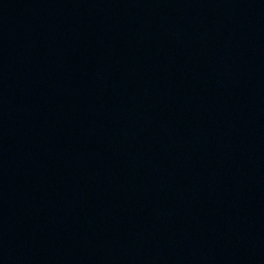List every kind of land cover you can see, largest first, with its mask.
<instances>
[{"label":"water","instance_id":"95a60500","mask_svg":"<svg viewBox=\"0 0 264 264\" xmlns=\"http://www.w3.org/2000/svg\"><path fill=\"white\" fill-rule=\"evenodd\" d=\"M0 264H264V0H0Z\"/></svg>","mask_w":264,"mask_h":264}]
</instances>
